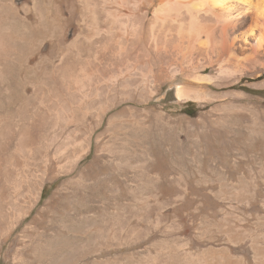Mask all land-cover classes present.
Masks as SVG:
<instances>
[{"label":"rangeland","instance_id":"374dc122","mask_svg":"<svg viewBox=\"0 0 264 264\" xmlns=\"http://www.w3.org/2000/svg\"><path fill=\"white\" fill-rule=\"evenodd\" d=\"M75 5L70 24L83 34ZM61 7L60 17L68 16L71 4ZM79 36L71 32L59 43L70 53L63 63L52 53L60 65L43 84L26 86L30 93L0 113V264H53L42 245L69 235L70 224L105 228L116 220L124 226L114 237L60 264H162L169 255L196 258L221 248L253 262L250 235L264 234V73L241 77L201 58L197 71L184 74L173 71L182 59L171 55L168 64L154 58L141 84L124 51L130 42L120 36L117 64L111 41ZM167 39L175 44L174 30ZM255 41L238 45L249 49ZM114 71L129 75L115 91L108 80ZM179 86L188 98L177 96ZM17 209L26 212L17 218ZM219 225L250 232L235 243Z\"/></svg>","mask_w":264,"mask_h":264},{"label":"bare ground","instance_id":"6f19581e","mask_svg":"<svg viewBox=\"0 0 264 264\" xmlns=\"http://www.w3.org/2000/svg\"><path fill=\"white\" fill-rule=\"evenodd\" d=\"M76 3L79 17L86 23H82L86 25L84 36L81 34L82 31L77 34L70 24ZM62 4L68 8L71 4V9H68L69 13L66 12L68 16L61 15V18L59 12L62 10ZM150 14L152 20L147 21ZM123 24L126 31L120 32L119 27ZM171 30H174L176 35L174 45L168 42L169 38L167 39V32ZM71 32L77 37L81 34L80 36L84 37L81 39H86L88 43L99 36L103 42L111 41L112 54L117 64L122 51L120 36L130 42L129 49L125 47L124 51L134 59L133 67L129 70L136 69L141 74V84H145L148 80L147 74L152 71L154 58H159L160 61L167 59L168 64L171 55L180 56L182 59L176 63L173 71L179 70L184 74L197 71L201 58L209 63L216 62L221 70L237 73L241 77L247 74L259 77L264 73V0H0V113L9 109L13 99L19 100L27 96L29 88L27 89L26 86L30 85L34 88L40 86L46 79L45 73L48 70L54 71L59 67L60 62L65 61L71 48L61 47L59 43L66 44L65 40ZM105 35H108V39ZM251 36H254L256 41L251 43L249 49L238 45ZM44 49L50 50V54H42L45 53L42 52ZM52 53L53 55L56 53L60 61L59 65L54 61L55 58H52ZM125 67L128 69L127 66ZM142 67L149 68L143 70ZM127 73L122 74L121 71V81L116 71L109 75L108 80L113 91L121 84H129ZM191 77L196 76L191 75ZM123 78L126 79L124 82ZM177 96L186 99L189 94L179 86ZM116 122L117 118L114 115L110 118L109 124L114 125ZM128 122L136 125L132 120ZM88 146L87 143L77 150L74 162L86 153ZM71 168L73 167H69L70 170ZM230 189L221 188V193L235 197L242 195L241 191L239 193L237 189L236 191ZM38 190L39 187L34 194L36 199L39 197ZM18 195L19 193L16 192L14 201L17 204L19 202L20 205L22 199ZM146 202L144 200L139 206L144 214ZM30 206L31 204L28 208ZM25 212L20 209L14 213L18 218ZM116 221L105 228L99 223L96 224V221L91 225L87 223L89 226L83 221L73 222L69 226L67 224L69 235L63 236L64 238L60 240L56 238L57 241L44 244L42 248L47 254L50 253L51 263L60 264L75 258L76 252L87 251L90 245L101 244L114 237L116 230L124 226L117 224L119 222ZM220 228H223L229 239L235 243L241 241L250 232L222 226ZM250 236L254 250V260L251 263L242 257H233L230 249L221 248L213 251L209 249L210 252L196 258H191L192 255L190 258L187 257V251L181 258L178 256L177 260H172V255H169L162 264H178L179 258L186 264H264V234ZM93 264L100 263L93 262Z\"/></svg>","mask_w":264,"mask_h":264}]
</instances>
